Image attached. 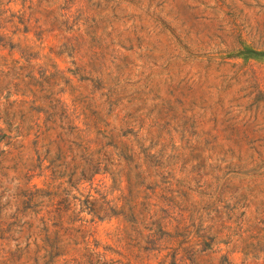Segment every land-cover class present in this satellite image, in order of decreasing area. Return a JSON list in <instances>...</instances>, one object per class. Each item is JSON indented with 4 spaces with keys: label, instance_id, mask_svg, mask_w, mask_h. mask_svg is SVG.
I'll return each instance as SVG.
<instances>
[{
    "label": "rangeland",
    "instance_id": "374dc122",
    "mask_svg": "<svg viewBox=\"0 0 264 264\" xmlns=\"http://www.w3.org/2000/svg\"><path fill=\"white\" fill-rule=\"evenodd\" d=\"M108 1L51 4L57 14L83 5L98 13L83 16L91 27L85 94L93 85L112 94L120 133L170 173V191L152 202L169 214L168 239L184 241L189 228L195 240L205 224L220 243L216 262L264 264V0ZM62 45L52 38L36 63L75 70L73 50ZM0 56L21 57L1 46ZM7 113L0 99L3 129ZM42 152L52 161L58 154ZM117 227L98 224V237L110 243Z\"/></svg>",
    "mask_w": 264,
    "mask_h": 264
},
{
    "label": "trees",
    "instance_id": "16d2710c",
    "mask_svg": "<svg viewBox=\"0 0 264 264\" xmlns=\"http://www.w3.org/2000/svg\"><path fill=\"white\" fill-rule=\"evenodd\" d=\"M51 3L0 0V46L21 56H0V99L13 109L0 127V264H232L212 258L220 243L205 224L195 240L189 228L184 241L168 239L169 214L152 202L170 191V173L120 133L112 94L96 85L85 94L83 16L98 13L83 5L57 14ZM52 38L73 50L75 70L36 63ZM115 220L103 242L98 224Z\"/></svg>",
    "mask_w": 264,
    "mask_h": 264
}]
</instances>
